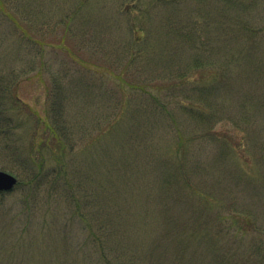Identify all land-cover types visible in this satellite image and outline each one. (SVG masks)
<instances>
[{"label":"rangeland","instance_id":"374dc122","mask_svg":"<svg viewBox=\"0 0 264 264\" xmlns=\"http://www.w3.org/2000/svg\"><path fill=\"white\" fill-rule=\"evenodd\" d=\"M0 170V264H264V0H0Z\"/></svg>","mask_w":264,"mask_h":264},{"label":"water","instance_id":"95a60500","mask_svg":"<svg viewBox=\"0 0 264 264\" xmlns=\"http://www.w3.org/2000/svg\"><path fill=\"white\" fill-rule=\"evenodd\" d=\"M18 183L15 176L0 170V192L12 191Z\"/></svg>","mask_w":264,"mask_h":264},{"label":"trees","instance_id":"16d2710c","mask_svg":"<svg viewBox=\"0 0 264 264\" xmlns=\"http://www.w3.org/2000/svg\"><path fill=\"white\" fill-rule=\"evenodd\" d=\"M57 137H58V136H57ZM38 152H39V150H38ZM38 160L40 161V162L38 161V165H39L38 167H42V166H43V161H44V159L41 158V159H38ZM28 161H31V162H34V163H35V162H36V157H35L34 155H32V157L29 158ZM36 163H37V162H36ZM36 166H37V165H36ZM37 173H38V172H36V171H32V175L38 176Z\"/></svg>","mask_w":264,"mask_h":264}]
</instances>
